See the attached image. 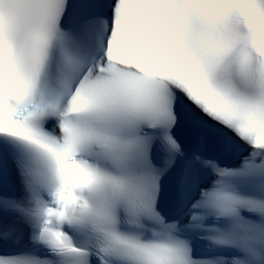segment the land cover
I'll return each mask as SVG.
<instances>
[{
  "label": "snow or ice",
  "instance_id": "6c2138e0",
  "mask_svg": "<svg viewBox=\"0 0 264 264\" xmlns=\"http://www.w3.org/2000/svg\"><path fill=\"white\" fill-rule=\"evenodd\" d=\"M0 264H264V0H0Z\"/></svg>",
  "mask_w": 264,
  "mask_h": 264
}]
</instances>
